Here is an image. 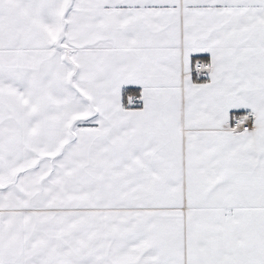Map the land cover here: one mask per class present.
Here are the masks:
<instances>
[{
    "label": "snow or ice",
    "instance_id": "6c2138e0",
    "mask_svg": "<svg viewBox=\"0 0 264 264\" xmlns=\"http://www.w3.org/2000/svg\"><path fill=\"white\" fill-rule=\"evenodd\" d=\"M0 264H264V0H0Z\"/></svg>",
    "mask_w": 264,
    "mask_h": 264
}]
</instances>
